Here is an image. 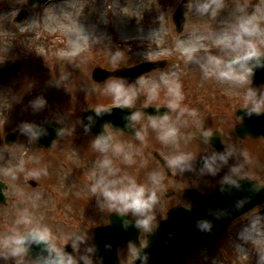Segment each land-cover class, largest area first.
Instances as JSON below:
<instances>
[{
    "label": "rangeland",
    "instance_id": "rangeland-1",
    "mask_svg": "<svg viewBox=\"0 0 264 264\" xmlns=\"http://www.w3.org/2000/svg\"><path fill=\"white\" fill-rule=\"evenodd\" d=\"M27 1L0 0V66L22 63L20 72L0 86V181L7 185L8 202L7 207H0V264H30L21 245L13 242L15 235L37 231L52 239L53 234L65 232L84 238L88 228L101 224V215L115 205L91 192L96 177L130 179L124 170L144 181L156 175L149 160L136 158L134 147L140 150L144 144L127 137L117 143L124 148L123 158L115 153L117 147L104 154L111 159L109 175L100 163L106 157L83 140L86 137L79 124L75 128L83 109L107 108L111 105L107 101H122L129 94L139 96L145 105L157 102L173 109L160 121L135 116L138 126L148 127L150 135L173 128L167 141L184 147L195 144L187 136L192 127H203L204 135L217 129L225 150L233 160L239 159L238 168L231 161L220 164L219 171L264 185V143L259 140L260 146L254 144L243 152L233 130L237 117L232 114L237 106L252 104L248 100L252 92L264 94V86H250L245 75L221 77L209 63L211 57L264 54V0H202L189 7L180 33L174 29L172 15L181 0H52L44 6ZM19 10H25L27 17L17 23L14 18ZM241 23L243 31L238 27ZM158 28L159 35L148 36ZM237 36L241 38L233 50ZM194 38L200 41L189 45L193 50L182 53L184 45L179 43ZM117 51L119 55H114ZM161 60L168 63L165 68L131 85L115 78L96 84L90 78L94 67L115 70ZM39 67H46L48 73ZM115 84L123 85L120 93L114 91ZM44 100L45 112L39 105ZM193 103L196 108L189 106ZM49 120L59 122L65 130L50 150L40 152L31 133L22 131L23 124ZM73 128L75 133L70 135ZM12 131L17 132V141L8 148L3 139ZM196 150L187 151L188 160ZM208 156L214 164L211 154ZM60 161H65L62 166ZM191 169L198 171L194 166ZM208 171L214 176L217 167ZM196 173L188 177L200 180L207 174ZM31 179L36 181L34 188L28 184ZM49 183L58 184L51 187ZM126 253V264H131L136 254ZM184 264H264V205L236 221L223 235L205 242Z\"/></svg>",
    "mask_w": 264,
    "mask_h": 264
},
{
    "label": "water",
    "instance_id": "water-1",
    "mask_svg": "<svg viewBox=\"0 0 264 264\" xmlns=\"http://www.w3.org/2000/svg\"><path fill=\"white\" fill-rule=\"evenodd\" d=\"M48 1L49 0H31L30 2L44 4ZM186 7L187 3H182L173 16L177 31L181 30L183 13ZM23 16L24 13H21L19 19ZM261 60L264 61L261 57L253 58L240 65L243 68H247L251 74L253 73V79L256 84L264 81V71L260 68ZM252 61H255V63ZM162 65L163 63H145L130 69H121L113 73L97 68L93 71L92 78L95 81H101L109 76H116L128 82H132L141 74ZM18 68L19 65L0 69V82H4L6 76L16 73ZM120 110L121 109H108L100 112L89 111L83 117L82 123L85 127L87 126L88 130L92 128L90 127L91 123H97L98 126L94 132L98 129L101 131L102 124L106 121L114 122L118 124V128L126 131L134 130L132 115L136 111ZM138 112L148 118L168 115L170 113L169 109L151 107L141 109ZM97 113H99V115ZM240 115L244 120L243 124L236 129L240 136H243L246 132L264 134V115L248 110H240ZM116 116H119V118H116ZM89 117H91V119H89ZM36 132L39 133L37 138L40 144L49 146L53 138L57 137L60 130L55 124H47L45 126H38ZM47 132L51 133L50 136L46 135ZM13 139L14 135H10L7 137L6 141L10 143ZM211 141L212 145L221 151L219 140L217 138H212ZM223 153L222 151L221 154ZM1 189L2 185L0 184V200L2 201L3 196L1 194ZM221 193H223V195ZM192 202V209L187 216V221L183 216L175 218L170 214L169 219L161 223L160 227H158L155 246L148 250V256L144 257L143 255L145 254L139 252V258L134 264H144L142 257L146 259V264H183L187 254L192 253L195 247L204 241L219 235L238 214H244L254 206L264 203V187L255 185V189L253 190V184L248 186V181L232 182L217 189L212 196L203 199L193 198ZM202 219L211 222L212 228L210 230L197 228V221ZM113 221V225L105 230L106 233H111L107 241V243L111 245V249L106 261L103 259L105 257L104 254L97 249V255L104 264H118L116 256L117 244L123 241H132L133 238L129 230L122 229L121 224H115V218ZM117 231L119 233V239L115 240V233ZM95 247H100V243L96 242Z\"/></svg>",
    "mask_w": 264,
    "mask_h": 264
},
{
    "label": "flooded vegetation",
    "instance_id": "flooded-vegetation-1",
    "mask_svg": "<svg viewBox=\"0 0 264 264\" xmlns=\"http://www.w3.org/2000/svg\"><path fill=\"white\" fill-rule=\"evenodd\" d=\"M143 125V124H142ZM148 127L145 125L138 129V134L140 136L139 142L144 138L148 141H152L154 145L151 148H142L143 153L153 161L159 176L155 179H149L146 183H143L145 188L148 191H154L156 194L155 203L152 207L145 212H134L130 209L124 208V211L129 212L135 220L139 223V236L138 240L140 243H144L146 241L147 235L151 233L156 226V224L160 221L161 218H164L166 215V211L174 207H181L183 209H187L190 205L189 198L187 197V190L191 188H195L196 191L206 194L211 190L210 187H213L216 183L222 182L223 173L222 170L219 171L220 161H218L216 152L211 149H207V143L202 139H196L194 148L191 150H196L194 156V163L196 162V158H200L203 155L208 156L211 154L214 159L215 165L211 163L212 167H217V171L214 176L209 175L208 170L205 171L206 177L203 179H189L187 177V171L191 169L192 163L188 162L187 159L182 164H175L172 161L178 156L187 157V143L184 145H177L171 143H165L160 133L157 135H150L148 132ZM115 138L111 135V145L115 144L122 137H127L125 134H115ZM129 137V136H128ZM127 137V138H128ZM131 138V137H130ZM264 139L259 137L257 139L246 138L242 141L245 145L242 147V151L246 152L247 148H251V145L255 142H259ZM153 152L157 153L159 156L164 158L169 165L160 164L154 157ZM208 153V154H207ZM236 152L234 151V154ZM240 155V154H239ZM243 155V154H242ZM205 156V157H206ZM200 173V172H199ZM222 173V174H221ZM117 207V206H116ZM72 243V252L70 256L66 252L65 244L59 240H56L55 243L52 244L57 254L62 259H67L71 257L75 264L83 260L84 258H89L91 256L90 251V237L84 236L71 238ZM130 249H133L130 246Z\"/></svg>",
    "mask_w": 264,
    "mask_h": 264
},
{
    "label": "clouds",
    "instance_id": "clouds-1",
    "mask_svg": "<svg viewBox=\"0 0 264 264\" xmlns=\"http://www.w3.org/2000/svg\"><path fill=\"white\" fill-rule=\"evenodd\" d=\"M203 7L205 10H207L209 6L205 4L203 5ZM238 27L241 31H243V23H241ZM240 38V36H237L233 40V50H236L235 45L239 42ZM114 55H119V51L114 53ZM244 58V56L231 57L228 59H224L221 57H211L209 63L211 64L212 69L215 70L221 77L227 78L231 74H236L243 78L245 74L243 72H238L237 69L240 67L241 61ZM112 87L116 93H120L123 85L115 84ZM128 102V99L123 100L124 104H127ZM97 114L99 115V113ZM89 119H91V117H89ZM23 130L29 131L34 138L39 135V133L34 131L32 126L28 123L23 124L22 131ZM61 131L62 129L60 130L59 135ZM174 132L175 129L169 128L163 133L162 138H166L172 135ZM95 146L102 152L106 151L108 147L106 144H102L100 136H97ZM186 159L187 157L185 156H178L172 161V163L182 164ZM100 163L101 167L106 168L108 174L111 175V161L105 158ZM205 166L209 168L212 167V165L207 160L205 161ZM90 190L92 193H97L98 197L102 198L105 202H108L110 204L118 203L120 206L130 209L134 212L146 213L155 203L156 199L155 192L148 191L143 184H138L134 180L119 176L114 179H108L106 175H100L96 177L94 182L90 185ZM197 228L210 230L212 228V224L210 221L202 219L197 221ZM13 242L17 245L23 244L24 238H14ZM59 264H75V262L71 257H68L67 259L60 260Z\"/></svg>",
    "mask_w": 264,
    "mask_h": 264
},
{
    "label": "bare ground",
    "instance_id": "bare-ground-1",
    "mask_svg": "<svg viewBox=\"0 0 264 264\" xmlns=\"http://www.w3.org/2000/svg\"><path fill=\"white\" fill-rule=\"evenodd\" d=\"M149 33H150L148 35L149 37H151V36L153 37L155 35H159L160 34V29L158 28L157 30L150 31ZM138 36L143 37V34H139ZM196 41H200V39L199 38H197V39L194 38L192 40L187 41L186 44L183 43L185 41L180 42L179 45H184V47H180L181 52L182 53L191 52L193 49L189 48V45H194V42H196ZM242 43L243 42H240L239 44H242ZM195 46H197V45H195ZM154 53H156V51H154ZM240 234H242V233H240ZM240 236H241L242 239H245L243 235H240Z\"/></svg>",
    "mask_w": 264,
    "mask_h": 264
}]
</instances>
